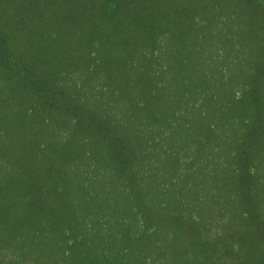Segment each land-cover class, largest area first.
I'll use <instances>...</instances> for the list:
<instances>
[{
    "label": "trees",
    "instance_id": "trees-1",
    "mask_svg": "<svg viewBox=\"0 0 264 264\" xmlns=\"http://www.w3.org/2000/svg\"><path fill=\"white\" fill-rule=\"evenodd\" d=\"M0 264H264V0H0Z\"/></svg>",
    "mask_w": 264,
    "mask_h": 264
}]
</instances>
